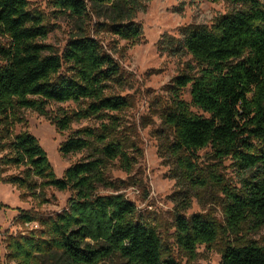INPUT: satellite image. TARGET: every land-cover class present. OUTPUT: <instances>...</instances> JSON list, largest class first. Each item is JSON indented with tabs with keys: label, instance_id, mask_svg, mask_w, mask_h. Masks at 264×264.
Returning a JSON list of instances; mask_svg holds the SVG:
<instances>
[{
	"label": "trees",
	"instance_id": "1",
	"mask_svg": "<svg viewBox=\"0 0 264 264\" xmlns=\"http://www.w3.org/2000/svg\"><path fill=\"white\" fill-rule=\"evenodd\" d=\"M150 0H53L59 14L77 22L59 53L45 43V16L28 0H0V165L22 169L7 183L27 196L42 200L49 188L69 191L66 207L51 216L21 214L36 223L31 232L10 239L8 257L15 264H100L118 256L126 264H179L157 230L137 215L136 207L110 180L108 166L118 161L130 171V158L117 130L124 98L111 95L121 80V67L96 38L84 30L92 15L102 19L98 30L136 43L142 28L134 22ZM213 3L222 0H208ZM229 11L210 28L188 26L181 38L163 36L159 50L186 53L196 64L172 79L169 104L162 123L172 132L168 153L177 178L203 185L198 152L211 149L216 160L230 159L241 172V187L222 189L224 226L204 215L188 219L174 215L175 244L191 260L197 247L223 240L219 264H264V246L239 238L244 227L264 229V0H223ZM189 87L192 113L180 98ZM52 104L73 105L52 114ZM48 120L60 134L61 156L83 154L61 178L56 177L45 151L26 129L23 111ZM96 120V127L72 125ZM213 181L217 175L211 176ZM220 183L219 185H221ZM112 191L100 195L98 190ZM186 208V207H184Z\"/></svg>",
	"mask_w": 264,
	"mask_h": 264
},
{
	"label": "rangeland",
	"instance_id": "2",
	"mask_svg": "<svg viewBox=\"0 0 264 264\" xmlns=\"http://www.w3.org/2000/svg\"><path fill=\"white\" fill-rule=\"evenodd\" d=\"M28 1L31 7L45 16L49 30L45 43L60 53L68 38L77 32L76 20L69 15L59 14L53 7V0ZM84 1L90 7L89 0ZM141 4L143 10L134 18V22L142 28V36L136 43L120 40L106 31L98 30L96 23L103 20L93 15L83 27L119 63L121 80L112 84L109 92L124 98L128 103L125 110L113 115L119 117L117 136L125 144L131 168L126 172L118 161L110 163L109 177L117 185L122 183L119 193L134 204L139 218L156 228L161 241L179 264H219L223 240L216 241L210 247L198 246L195 260L179 249L173 238L174 215L179 214L185 219L192 215H204L224 226L222 205L225 200L222 189H240L242 174L232 160L218 161L211 149L207 148L197 154L199 177L205 186L186 184L177 178L175 162L168 153L172 132L164 126L161 118L169 104L168 90L172 79L183 73L188 64L195 67L196 64L184 52L173 55L159 50L157 43L163 36L181 38L180 31L184 27L210 28L230 8L223 0L217 3L208 0H150L142 1ZM180 98L192 113L202 115L191 105L189 87L181 91ZM59 108L71 110L75 107L70 104H52L48 110L54 114ZM22 117L24 125H16L14 133L26 129L38 140L56 177L61 178L70 165L84 156H61L58 148L68 133H58L48 120L33 111H23ZM85 126L96 127L97 121L74 124L72 129ZM21 170L0 165V264H15L8 257L10 239L38 227L36 223L22 222L21 214L46 217L60 213L70 197L69 191L49 188L45 191L43 203L29 196L22 199V192L6 182L9 176L18 175ZM212 175H217L218 181H213ZM98 193L106 195L113 192L99 189ZM239 238L264 246V229L253 231L248 226L244 227ZM59 263L60 260L50 259L44 264ZM100 264L126 262L118 256H112Z\"/></svg>",
	"mask_w": 264,
	"mask_h": 264
}]
</instances>
